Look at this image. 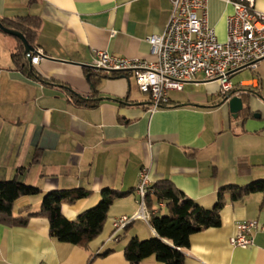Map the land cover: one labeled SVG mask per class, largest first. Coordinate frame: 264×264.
Returning a JSON list of instances; mask_svg holds the SVG:
<instances>
[{
    "label": "crops",
    "instance_id": "1",
    "mask_svg": "<svg viewBox=\"0 0 264 264\" xmlns=\"http://www.w3.org/2000/svg\"><path fill=\"white\" fill-rule=\"evenodd\" d=\"M255 7L264 12V0H255ZM233 12L230 0H208V22L220 41L227 39ZM171 13V0H0V18H40L35 47L44 54L34 65L41 79L28 76L12 59L17 38L0 30V181L17 176L42 191L18 198L14 216L39 211L47 191H91L63 203L69 220L97 204L103 188L127 192L114 201L103 232L88 247L51 237L44 216L24 225L0 221V264H130L124 247L131 237H159L150 223L137 220L118 241L111 239L113 220L139 209L143 167L153 183L168 179L205 209L216 205L221 188L264 179V58L234 73L246 74L238 84L232 81L234 90L260 95L251 96L250 109L237 118L223 102L220 83L203 74L170 92L169 104L154 112L132 74L103 78L97 86L102 99L93 106L72 99L70 93L92 96L86 68L94 67L98 50L154 60L148 38L165 31ZM262 197L258 192L233 201L226 192L221 224L190 236L184 264H264V232L254 231L246 248L230 243L239 222L264 223ZM141 264L163 263L152 255Z\"/></svg>",
    "mask_w": 264,
    "mask_h": 264
},
{
    "label": "built area",
    "instance_id": "2",
    "mask_svg": "<svg viewBox=\"0 0 264 264\" xmlns=\"http://www.w3.org/2000/svg\"><path fill=\"white\" fill-rule=\"evenodd\" d=\"M171 2L172 13L165 31L148 38L156 57L154 60L98 50L93 62L94 67L106 72L132 74L139 91L149 95L152 112L168 105L170 92L183 90L185 82L198 74H203L208 81H218L220 93L226 95L234 90L232 74L245 67L255 68L264 58V12L256 9L255 0H230L234 12L227 17L226 41H220L209 25L208 0ZM43 55L39 49L27 54L33 66ZM152 184L148 168H141L136 185L139 209L132 215L113 220L112 240L118 241L122 231L132 222L150 223L152 212L145 198ZM157 207L164 208L165 202H159ZM254 231L264 232V223L258 220L239 222L230 243L249 247L254 241Z\"/></svg>",
    "mask_w": 264,
    "mask_h": 264
},
{
    "label": "trees",
    "instance_id": "3",
    "mask_svg": "<svg viewBox=\"0 0 264 264\" xmlns=\"http://www.w3.org/2000/svg\"><path fill=\"white\" fill-rule=\"evenodd\" d=\"M0 20L4 26L22 32L28 42L36 46V35L41 27V20L38 16L28 14L13 18L3 17ZM16 38L19 47L12 52L15 66L28 76L41 79L25 53L22 40ZM86 73L92 87V96L78 99L80 97L78 94L70 93L72 99L85 106H93L99 102L97 86L103 78L125 75L121 72H106L96 67H87ZM246 110L248 109L241 112ZM38 154L39 151L35 154L34 161L38 160ZM22 169L19 168L18 171ZM41 192L40 188L19 181L17 176L10 180L0 181V221L8 225H24L31 216H44L49 220L51 237L83 247H88L89 243L103 232L110 207L117 198L127 193L114 188H103L97 204L81 212L75 219L69 220L62 211L63 203L89 197L91 191L79 187L47 191L43 194L39 211L30 213L26 217L14 216L13 206L18 198ZM226 192L230 193L233 201H239L248 195L260 192L263 195L260 208L264 209V179L252 181L245 186L228 185L221 188L218 202L212 209L201 207L168 179L153 183L145 200L152 212L150 225L157 231L159 237L149 239L131 237L124 247L126 259L130 264H141L144 259L154 255L163 264H184L185 256L182 249L189 246L190 236L221 224L220 213L225 205L224 194ZM159 202H165L167 213H158L164 209L155 207ZM163 239L169 240L170 243Z\"/></svg>",
    "mask_w": 264,
    "mask_h": 264
},
{
    "label": "water",
    "instance_id": "4",
    "mask_svg": "<svg viewBox=\"0 0 264 264\" xmlns=\"http://www.w3.org/2000/svg\"><path fill=\"white\" fill-rule=\"evenodd\" d=\"M0 29L5 32L6 34L12 35L14 37H18L22 40L24 46H25V53L29 54L31 52L36 51V47L31 45L24 34L16 29L8 28L4 26V24L0 20ZM28 59L30 60V56H28ZM257 94L253 93L252 91H249L247 89H238L233 90L229 92L228 94L223 96V102H227L230 108V112L234 118H237L241 111L245 109H250L251 107V96H254ZM102 99V98H99ZM257 116L259 114H256Z\"/></svg>",
    "mask_w": 264,
    "mask_h": 264
},
{
    "label": "rangeland",
    "instance_id": "5",
    "mask_svg": "<svg viewBox=\"0 0 264 264\" xmlns=\"http://www.w3.org/2000/svg\"><path fill=\"white\" fill-rule=\"evenodd\" d=\"M245 77H246V74H238V75H236V74H232V75H231V79H232V81H233L235 84H238V82H239L241 79L245 78Z\"/></svg>",
    "mask_w": 264,
    "mask_h": 264
}]
</instances>
